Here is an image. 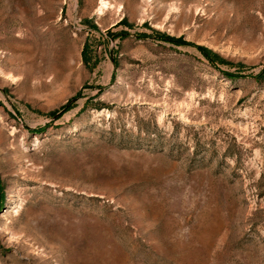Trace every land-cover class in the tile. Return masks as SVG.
Instances as JSON below:
<instances>
[{"label": "rangeland", "instance_id": "374dc122", "mask_svg": "<svg viewBox=\"0 0 264 264\" xmlns=\"http://www.w3.org/2000/svg\"><path fill=\"white\" fill-rule=\"evenodd\" d=\"M0 264H264V0H0Z\"/></svg>", "mask_w": 264, "mask_h": 264}]
</instances>
